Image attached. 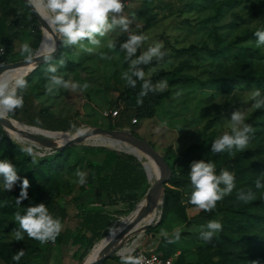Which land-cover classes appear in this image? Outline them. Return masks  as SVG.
I'll use <instances>...</instances> for the list:
<instances>
[{"label":"rangeland","instance_id":"rangeland-1","mask_svg":"<svg viewBox=\"0 0 264 264\" xmlns=\"http://www.w3.org/2000/svg\"><path fill=\"white\" fill-rule=\"evenodd\" d=\"M124 1L127 3L123 14L131 16L135 13L136 16L129 31L136 34L143 33L148 37L136 55H140L156 42L164 44L163 50L166 55L162 59H156V66L147 69L144 72L145 77L150 76L157 68L171 70L180 61L186 60L189 68L183 70V73L194 76L195 80L185 85L169 86L167 84V88L163 91L167 92V96L155 106L153 113L148 117L138 118L132 124L129 121L132 118L131 109L128 108L129 102L119 97L126 85V81L121 77L128 70L130 63L125 59L126 53L119 48V44L127 39L129 33L116 28L105 37H97L101 41L99 46H92L84 41L86 46L95 47L96 51L92 54L83 51L79 46L64 47L61 43L62 38L56 33L61 46L51 61L39 65L34 78L32 76L27 79L28 85L24 89L31 95L30 102L35 104L36 111L34 112L33 109L23 111L20 108L9 113L8 116L12 120H14L12 116L16 115L22 120H32L33 114L35 115L39 110V115H44L43 122L53 123L55 118L69 119L73 127L70 131H52L26 124L34 129L55 133L50 137L41 135L52 141L66 137L63 133L82 131L92 127L125 132L147 141L167 159L170 170L172 167L179 180L185 181L184 184L176 187L169 182L166 185L176 190L178 194L179 203L176 205L178 213H169L164 221L159 223L162 205L159 200L139 223V225L150 223L148 228L128 236L120 248L121 251L137 247L143 252H154L159 235L167 233L170 236L180 229V239L172 243L174 252L167 257H171L174 263L204 261L207 264H255L250 260L234 262L232 257L236 255V251L226 248L218 233L210 242L203 241L199 235L209 221H219L223 226L226 219L235 214L232 210L234 206H246V202L238 199V194L253 192L255 181L250 180L248 175H238L232 192L217 202L214 208L217 211L209 219L199 217L198 213L201 209L188 202L193 190V186L188 182L191 162L194 160L203 159L206 162H213L217 174L222 169H227L236 175L237 167L233 162L234 149L231 152L213 153L211 143L223 133L230 132V118L234 110L240 111L245 117L254 109H260L264 113V107L256 108V101L252 99L256 90L261 93L257 99H264L263 86L251 84L247 87L244 84H236L225 92H221L217 89L218 83H213V80L224 71L242 74L251 72L258 77L264 75V45L257 46V38L252 36L257 30H264V0ZM42 31L43 26L31 17L29 8L23 0H0V47L4 48V53L0 54V66L23 60L24 57L20 53L23 43H29L34 50H37L41 44ZM243 37L245 39L238 40ZM109 40L116 41L115 50L108 49ZM203 45L217 53L192 49L193 46ZM100 53H107L111 59H102ZM61 59L65 61L63 67L59 66ZM49 63L58 66V74L65 80L80 84L88 83L89 88L82 93L78 90L73 92L61 89L55 94H48L45 86L49 75L46 71ZM21 66L13 67L0 74L10 73ZM121 108L124 110L122 109L119 116L110 117L109 111L121 110ZM22 120L18 121L24 123ZM211 120L212 123L208 124ZM259 123L257 139L253 145H249L251 149L264 147V115ZM0 129L6 133L11 142L17 145L19 150L32 146L35 156L51 152L49 148L24 137L21 140L11 138L8 128L3 129L0 126ZM114 141L119 143L120 147L113 144ZM129 145L127 141L108 139L104 135H93L86 137L79 144L62 149V166L58 169L53 167L49 169V175L56 185V188L51 189L48 195L47 207L50 214L60 218L65 226L66 221L70 223L74 217L75 209L72 207L79 200L82 201L78 203L85 208L102 209L110 214L112 221L106 229L108 233L101 238L108 236L115 229L121 230L124 225L136 218V214L145 204V193L149 187L157 183L160 170L157 167L155 176L157 180L150 183L142 157L130 151ZM84 146H99L132 156H130L131 160L142 168L145 174V181L138 196L143 194L136 204L130 205L122 199L111 203L106 200L101 203L86 201L84 198L86 184L81 186L76 176L78 170L84 171L87 173V180L89 179L90 159L82 154L81 148ZM189 146V151L186 153L185 149ZM141 153L148 157L144 152ZM88 156L96 162L95 156ZM171 175L172 171L170 177ZM38 180V176H34L31 180L28 199L23 200L21 204L35 202ZM19 192L17 183L10 191H6L3 179L0 178V264H47L48 243L41 244L29 238L26 233L24 240H13L15 230L19 229L18 222H15V214L20 212L23 215L26 211L24 206L17 205L15 202ZM139 199H142L141 204L144 203L133 211ZM152 213L154 216L151 218ZM96 241L90 250L85 251V245V249L81 247L80 251L73 255L66 256L57 250L55 251L58 253L57 261L50 264H76L81 262L85 255L86 261L96 258L104 253L90 255ZM21 249L25 254L19 262H16L12 257ZM109 259L115 258L110 257L104 261Z\"/></svg>","mask_w":264,"mask_h":264},{"label":"clouds","instance_id":"clouds-1","mask_svg":"<svg viewBox=\"0 0 264 264\" xmlns=\"http://www.w3.org/2000/svg\"><path fill=\"white\" fill-rule=\"evenodd\" d=\"M28 4L46 22L52 33L59 34L64 47L79 46L83 51L92 54L96 51L95 47L86 46L84 41H87L89 45L99 46L101 41L97 37H105L116 28L122 32H128L127 39L119 44V48L126 53L125 59L130 61L128 70L122 74L121 78L131 87L136 86L137 80L143 81L140 97L148 95L149 92H160L167 88L166 81L153 85L150 80H145V73L139 67L149 64L154 58L162 59L166 55L163 50L164 44L156 42L140 55H136L148 37L143 33L136 34L129 31L136 16L135 13L131 16L123 14L126 7L123 0H28ZM254 35L257 37V46L264 45V30H257ZM107 47L110 50H115L116 41L109 40ZM55 51L56 40L51 35L42 40L38 50H34L29 43H23L20 47L25 64L30 66L29 71L35 69L38 58L42 57L45 63L51 61ZM3 53L4 48L0 47V54ZM100 55L102 59H111L107 53H100ZM64 65L65 61L61 59L59 66L63 67ZM46 71L49 73L45 86L48 94H55L61 89L73 92L78 90L82 93L89 88L88 83L80 84L65 80L62 75L58 74L57 65L49 63ZM26 75L27 73L0 74V118L23 107L22 91L28 85L25 79ZM260 96L259 90L254 91L252 99L256 101V108L264 107V99H257ZM138 104H142V100H138ZM245 120L246 117L243 113L234 110L230 118V132L223 133L211 143V152H231L233 148L239 151L245 150L249 142V134L254 131L252 125L246 123ZM21 150L29 156L35 154L32 146L24 147ZM76 176L81 186L87 183L86 172L78 170ZM189 176L193 190L188 202L204 211L213 210L217 202L230 194L235 187V177L232 172L222 169L217 174L215 164L203 159L191 162ZM0 178L3 179L6 191H10L18 181L20 182L19 196L15 200L17 205H21L23 200L28 199L30 183L27 178L18 176L15 166L9 160H0ZM256 187H264V184L258 180ZM238 199L247 203L254 199V194L251 191L240 192ZM15 222H18L19 229L15 230L13 240H24L26 233L29 238L39 241L41 244L54 243L63 229L60 218L50 214L44 203L28 206L23 215L16 212ZM221 230L222 224L212 220L202 228L199 235L203 241L210 242ZM163 235L168 243H174L180 239V229H177L171 237L167 233ZM133 252L132 248L122 250L119 253L120 264H146L143 255H134ZM24 254V250L21 249L12 259L19 262Z\"/></svg>","mask_w":264,"mask_h":264},{"label":"trees","instance_id":"trees-1","mask_svg":"<svg viewBox=\"0 0 264 264\" xmlns=\"http://www.w3.org/2000/svg\"><path fill=\"white\" fill-rule=\"evenodd\" d=\"M12 1V0H9ZM32 18L33 15L29 9ZM253 37H256L253 33ZM257 38V37H256ZM245 39L239 38L241 41ZM61 46V43H60ZM194 50H205L209 53H217L211 51L207 46H193ZM224 51V50H222ZM222 51H220L222 53ZM138 56V55H137ZM157 62L154 58L149 64L140 65L139 67L145 72L149 68H154ZM40 66L36 67L31 73L25 76V79L31 78ZM189 68V63L186 60L180 61L173 69L164 70L161 68L155 69L150 76L144 77L145 80H150L153 85L156 83L166 81L169 86L185 85L195 80V77L183 73V70ZM217 84V89L225 92L226 89L236 85L244 84L249 87L251 84H256L264 87V75L255 76L253 73H236L232 71H224L218 78L213 80ZM143 81L137 80L136 86H124L123 92L119 97L126 102H129L128 108L131 109L132 118L137 121L138 118L150 116L155 106L161 99L167 96V92H149L148 95L140 97L139 93L142 88ZM23 97L31 101V95L22 93ZM26 100V101H27ZM138 100H142V104H138ZM24 103L25 100H24ZM22 107L21 110L25 111ZM124 110V108H122ZM120 110L123 111V110ZM119 112V113H120ZM264 113L260 109H254L247 117L245 122L252 125L254 131L249 134V142L247 148L243 151L234 149V160L237 170L234 175V183H237L238 175H248L250 180L255 181L254 185V199L247 202L246 206H234L232 208L235 213L227 218L222 230L218 232L219 237L224 246L230 250L236 251V255L232 260L236 263L244 261H252L255 264H264V187L257 188L256 182L259 180L264 184V147H257L251 149L249 145H253L257 139L259 120ZM119 116V114H118ZM117 117V116H116ZM12 118L18 120L16 117ZM34 119V120H33ZM44 115L38 113L34 115L32 120H23L25 124L48 129L52 131H70L73 129L72 123L69 119L55 118L53 123L45 121ZM212 123V120L208 124ZM67 135V134H66ZM65 135V136H66ZM28 142V141H27ZM30 143V142H29ZM186 148V153L189 151ZM82 154L86 157L88 155L97 156L103 155L101 161L89 160V179L86 183V190L90 188L96 189L98 192L105 194L108 203L123 200L130 205L136 204L138 192L140 191L143 182L145 181V174L142 168H139L130 158L131 155L118 152L112 149H107L99 146H84L81 148ZM125 154V155H124ZM63 153L61 151L50 152L42 156H29L22 150H19L16 144L11 142L6 133L0 129V160H9L16 168L18 176L27 178L31 184L34 176H38L39 180L36 183L35 202L22 203L21 205L27 208L28 206L38 203H44L47 207L48 195L51 189L56 188L55 181L49 175V169H58L62 166ZM128 155V156H127ZM132 157V156H131ZM167 162V159L163 157ZM171 167V166H170ZM172 175L169 183L172 186L182 185L185 181H180L172 169ZM191 184V182H188ZM17 188H20V182H17ZM142 199H139L133 211L141 204ZM107 203V204H108ZM144 203V202H143ZM143 203L141 205H143ZM179 197L173 188L165 186L163 200L161 205V217L159 223H162L169 213H178ZM48 208V207H47ZM217 209L211 211L201 210L198 216L209 219ZM80 221L74 228L75 236L72 239V244H80L84 249L90 250L93 243L106 235V229L109 228L112 219L110 214L102 209H88L80 208L78 212ZM169 236V235H168ZM170 235L169 237H171ZM63 231L60 232L55 242H48V244L59 245L63 242ZM162 257L167 258L174 252L172 243H168L164 235H159L155 242V251ZM233 256V254H232ZM112 258L120 259V257L113 256ZM101 264H106L104 261ZM173 264H207L204 261H196L193 263H174Z\"/></svg>","mask_w":264,"mask_h":264},{"label":"water","instance_id":"water-1","mask_svg":"<svg viewBox=\"0 0 264 264\" xmlns=\"http://www.w3.org/2000/svg\"><path fill=\"white\" fill-rule=\"evenodd\" d=\"M23 1L27 4L33 17L38 21L39 25L47 26L46 22L43 21L35 11H33L32 7L28 4V0H23ZM53 38L56 40V51L52 54L54 56L55 53L59 49L60 43H59L56 33L54 34ZM39 48L40 46H38L37 50ZM43 62L45 61L42 57L36 59V67H38ZM19 65H26L24 62V59L10 63V64L1 65L0 72H4L8 69H11ZM32 71L33 70H31L28 73H31ZM0 126L3 129L10 128L14 130V126H12L10 121L6 118H0ZM20 134H22L24 138L31 140L32 142L35 141L39 143L41 146L49 148V150L52 152L61 151L62 149L70 145H73V144H79L83 139L89 136L104 135L108 139H115L118 141H127L131 143L132 145H134L135 147H137L138 149H140L141 151L149 155L151 158H153L158 165V168L160 170V177L158 178L157 183L154 186L149 187L147 192L145 193L146 195L145 204H144L143 209L138 214V216L134 218L133 220H131L128 224L124 225L122 229L119 230L114 235L113 240H112V246L107 251H105L101 255L97 256L96 258L88 262L86 261V255H85L83 260L76 264H101L105 259H108L113 256H120L118 254V250L124 245L125 239L133 233H138L148 228L150 223L142 224V225H139V223L154 208V206L159 200H160V203L162 204L164 187L167 185V182L170 178L171 170L167 162L164 160L163 156L158 151H156L147 141L139 139L133 135L126 134L125 132H118L115 130H108V129L99 128V127H92V128L83 130L81 133L68 139L67 141H65L63 144L59 146H54L51 139L41 136V135L32 134L31 132H20ZM36 147L40 148L38 146Z\"/></svg>","mask_w":264,"mask_h":264},{"label":"crops","instance_id":"crops-1","mask_svg":"<svg viewBox=\"0 0 264 264\" xmlns=\"http://www.w3.org/2000/svg\"><path fill=\"white\" fill-rule=\"evenodd\" d=\"M33 78H34V75H33ZM22 93L28 94L29 92H25L23 90ZM23 99L26 102V103L23 104V107L24 108H27V109H33L34 112H35L36 111L35 110L36 109L35 104L33 105L29 100L25 99L24 97H23ZM37 109H39V108H37ZM15 117L18 120H22V119H19V117L17 115ZM33 117H34V114H33ZM18 120L14 119L13 121L16 122L19 126H21V127L25 128V129L29 130L30 132H32V133H34L36 135H44V136H47V137H50V136L55 135V133H53L51 131H48V130L42 131V130L34 129L33 127H29L26 124H24V123H22V122H20ZM76 131H78V130H76ZM76 131H71V132L63 133V136H65L66 134L67 135H70L71 133L76 132ZM102 157H103V155H97L94 158L96 159V161L99 162V161L102 160ZM88 158L90 160H92L89 156H88ZM84 198L88 202L89 201H94V202H98L99 201L101 203L104 200H106L105 194L98 192L94 188H90V189L85 190ZM81 201L82 200L77 201V204L76 205H73V207H72V208L75 209V211H74L75 212L74 217H72V219H71L72 221L70 220V223H67V221H66L65 226L63 225L64 226L63 229H62L63 235H64L63 242L61 244H59V245L49 244L47 264L55 263L57 261L58 253L55 252L57 250L61 251V253L64 254V255H66V256H68L67 254H70V255L72 254L73 255L78 250L80 251V248L82 246L80 244L73 245L72 244V239L75 236L74 228L77 226V224L80 221V218H79V215H78L79 209L80 208H85L84 205L79 204ZM72 208H70V209H72ZM68 213H70V212H68ZM120 252H121V249L118 250V253H120ZM106 264H120V259H109V260L106 261Z\"/></svg>","mask_w":264,"mask_h":264},{"label":"bare ground","instance_id":"bare-ground-1","mask_svg":"<svg viewBox=\"0 0 264 264\" xmlns=\"http://www.w3.org/2000/svg\"><path fill=\"white\" fill-rule=\"evenodd\" d=\"M51 35L52 38L54 36V34L51 32V29L47 26H43V31H42V40L46 37V36H49ZM41 40V42H42ZM41 45V44H40ZM29 67L28 65H22L21 67L19 68H16L14 70H12L10 73L9 72H6V73H9V74H12V75H16V74H24V73H27L28 70H29ZM5 118V117H4ZM6 119H8L10 121V123L12 124V126H14V130L13 129H10L8 128V134L11 138H14V139H17V140H21L22 139V134H20V132H30L29 130L19 126L16 122H14L12 119H10L9 117H6ZM86 130V129H84ZM20 131V132H18ZM83 131V130H82ZM81 130H78L77 132L73 133V134H70V135H67L66 137L60 139V140H57V141H52L53 145L54 146H59L61 144H63L65 141H67L68 139L78 135L79 133L82 132ZM32 133V132H31ZM34 134V133H32ZM115 145L119 146V143H117L116 141H114ZM129 147L128 149L130 151H132L134 154L138 155L139 157L141 156L142 159H143V162L146 166V172H147V176H148V180L150 183L152 182H155V176L157 174V163L156 161L151 158L149 155L148 157L145 156L144 154H142L140 149H138L137 147H135L134 145H132L131 143H129ZM112 146V145H111ZM123 146V145H122ZM132 146V147H131ZM120 147V146H119ZM135 147V148H134ZM124 149V148H123ZM131 152V153H132ZM146 154V153H145ZM144 207V206H143ZM143 209V208H142ZM141 209V210H142ZM140 210V211H141ZM140 211L136 214V217L138 216V214L140 213ZM154 216V214L152 213L151 214V218ZM147 222V221H146ZM150 222V221H149ZM118 229H115L111 234H109L108 236L106 237H103L99 240L96 241V244L94 245L92 251L90 252V255L93 256L95 254H99L101 252H105L109 246L111 247L112 246V240H113V237L114 235L117 233ZM114 234V235H113ZM135 249V248H134ZM119 254V253H118ZM89 256V255H88ZM94 259V257H93ZM91 258V260H93ZM91 260H87L88 261H91Z\"/></svg>","mask_w":264,"mask_h":264},{"label":"built area","instance_id":"built-area-1","mask_svg":"<svg viewBox=\"0 0 264 264\" xmlns=\"http://www.w3.org/2000/svg\"><path fill=\"white\" fill-rule=\"evenodd\" d=\"M123 2L126 5L127 2L124 0H123ZM119 112H120V110L114 109L111 112L109 111V115H110V117L115 118L116 116H118ZM135 122H136L135 118L131 119L132 124ZM133 254L134 255H143L146 259V264H173V259L171 257L170 258H164L159 253H156V252H143V251L138 250L137 247L134 249Z\"/></svg>","mask_w":264,"mask_h":264}]
</instances>
